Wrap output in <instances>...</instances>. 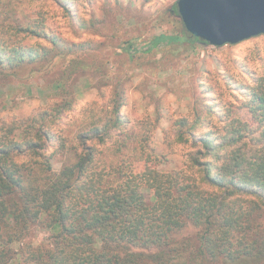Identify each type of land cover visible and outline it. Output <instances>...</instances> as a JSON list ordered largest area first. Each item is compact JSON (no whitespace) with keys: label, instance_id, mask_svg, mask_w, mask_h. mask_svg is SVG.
Returning <instances> with one entry per match:
<instances>
[{"label":"trees","instance_id":"1","mask_svg":"<svg viewBox=\"0 0 264 264\" xmlns=\"http://www.w3.org/2000/svg\"><path fill=\"white\" fill-rule=\"evenodd\" d=\"M52 1L67 15L76 3ZM169 14L178 17L175 5ZM198 43L206 45L182 27L154 36L145 51ZM132 48L125 49L130 57ZM48 52L0 42V71ZM113 103L105 122L76 136L82 151L57 173L44 151L55 139L46 125L62 113L61 105L52 114L0 120V264H264V76L243 102L255 126L236 117H220L215 125L198 114L173 122L174 142L192 148L185 170H158V158L141 151L137 172L121 164L98 171L94 144L105 145L124 123L118 100ZM116 144L119 152L125 148V140ZM39 223L50 232L49 243L15 252L12 246ZM189 226L194 235L177 242Z\"/></svg>","mask_w":264,"mask_h":264},{"label":"rangeland","instance_id":"2","mask_svg":"<svg viewBox=\"0 0 264 264\" xmlns=\"http://www.w3.org/2000/svg\"><path fill=\"white\" fill-rule=\"evenodd\" d=\"M176 1L76 0L71 16L52 0H0V42L9 48L49 49L35 62L0 71V120L52 114L61 105L62 113L48 119L46 128L55 139L45 143L44 151L56 173L75 162L82 151L76 136L105 122L114 100L124 123L105 145L94 144L98 171L121 164L137 172L141 151L158 158V170H185L192 148L174 142L177 119L198 114L216 125L220 117H236L255 126L243 102L248 88L264 76V35L222 47L172 44L146 52L154 36L181 32L179 17L169 14ZM127 44L133 45L132 57ZM122 140L125 148L119 152L116 143ZM260 220L264 224V216ZM194 233L189 226L175 239L185 241ZM49 238L39 223L12 248L47 245Z\"/></svg>","mask_w":264,"mask_h":264},{"label":"water","instance_id":"3","mask_svg":"<svg viewBox=\"0 0 264 264\" xmlns=\"http://www.w3.org/2000/svg\"><path fill=\"white\" fill-rule=\"evenodd\" d=\"M175 8L184 30L209 46L264 35V0H177Z\"/></svg>","mask_w":264,"mask_h":264}]
</instances>
